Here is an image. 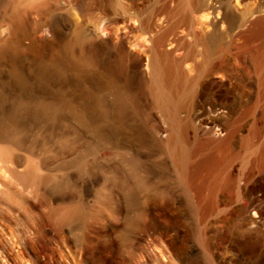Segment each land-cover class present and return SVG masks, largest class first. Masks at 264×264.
<instances>
[{
  "label": "rangeland",
  "instance_id": "rangeland-1",
  "mask_svg": "<svg viewBox=\"0 0 264 264\" xmlns=\"http://www.w3.org/2000/svg\"><path fill=\"white\" fill-rule=\"evenodd\" d=\"M28 1L0 0V44L17 39L22 48L0 58V114L13 99L52 100L59 88L80 104L92 88V69L82 79L70 71L69 83L46 87L32 78L34 86L23 87L12 75L16 66L33 77L36 61L54 59L68 42L78 53L97 45L103 59L123 40L141 43L142 51L152 33L141 24L157 20L166 28L178 18L164 10L178 0ZM29 119L18 134L0 131V264H264V199L220 202L221 211L197 216L174 178L146 170L151 188L131 205L121 173L110 171L107 140L68 112L55 121ZM141 150L148 164L161 158ZM82 155L83 168L75 163ZM33 168L39 178L22 177ZM158 190L174 196L160 201ZM73 207L80 214L68 216Z\"/></svg>",
  "mask_w": 264,
  "mask_h": 264
},
{
  "label": "bare ground",
  "instance_id": "bare-ground-1",
  "mask_svg": "<svg viewBox=\"0 0 264 264\" xmlns=\"http://www.w3.org/2000/svg\"><path fill=\"white\" fill-rule=\"evenodd\" d=\"M176 4L164 9L167 17H178L168 27L157 20L141 24L152 33L144 51L141 43L123 40L103 59L97 45L78 53L68 42L54 59L36 61L35 77L15 61L12 75L23 87L34 78L45 86L65 82L70 71L82 79L92 69V88L84 90L80 104L60 88L52 100L13 99L0 114V131L18 134L29 118L55 121L68 112L109 142L110 171L114 177L121 173L131 205L151 188L146 170L174 178L180 197L197 216L221 211L220 202L264 199V0ZM21 50L17 39L7 41L0 44V58ZM127 145L137 151L127 152ZM143 148L147 156L161 158L148 164ZM75 160L87 166L83 155ZM38 176L35 168L22 174ZM155 196L162 201L174 195L158 190ZM80 212L73 207L68 216ZM183 250L177 249L178 256L186 260Z\"/></svg>",
  "mask_w": 264,
  "mask_h": 264
}]
</instances>
